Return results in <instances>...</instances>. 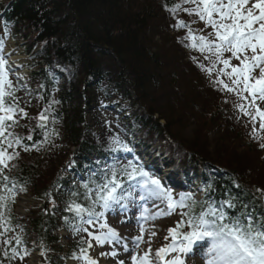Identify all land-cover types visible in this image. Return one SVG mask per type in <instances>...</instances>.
<instances>
[{
  "label": "trees",
  "instance_id": "trees-1",
  "mask_svg": "<svg viewBox=\"0 0 264 264\" xmlns=\"http://www.w3.org/2000/svg\"><path fill=\"white\" fill-rule=\"evenodd\" d=\"M177 3L175 0H12L7 6V14L15 22V33L28 44L31 42L30 51L38 60L39 65H34L31 80L37 83V88L42 87L39 91L48 108V121L53 117L54 122L60 124L51 123L42 128L38 123L31 128V139L18 136L27 150L16 151L20 156L9 162L8 169L4 170L8 180L4 182L0 177V194H4L3 184L7 183L14 193L15 188L26 191L33 187L34 198L52 200L51 210L44 213L41 207H37L24 220L15 216V202L11 203L10 223L6 225L11 230L0 237V261L3 264H14L13 260L5 259L3 252L11 253L16 236H20L22 242L26 240L21 229H27L51 252L52 244L56 243L54 232L59 221L76 217L67 210L69 204L75 201L85 207L90 205L91 201L84 199L85 189H73L71 193L59 191V188L55 189L56 192L52 190L56 163L65 160L60 156L53 157L58 148L54 144L61 141L57 136L62 133V143L68 152L75 148L76 156L85 157L94 151L86 136L89 133L86 116L91 108L95 109L101 95L107 94L111 88L120 94V98L131 99L134 92L140 100L147 101V90L153 92L156 89L164 70L160 53L153 51L156 46L149 36L150 25L162 17L173 22L178 12L173 16L165 5L171 7ZM42 65L52 66L51 70L59 68L69 75L60 84L56 77L51 79ZM156 115H159L157 119ZM215 117H205L211 127ZM182 119L166 122L159 111L150 108L146 113L134 116L129 130L138 134L145 143L166 144L170 152L175 151L178 162L192 170L193 166L208 161L207 157L201 156L200 143L195 142L199 139L187 142L191 147L178 142L175 135L178 133L174 129L176 124L183 127L185 119ZM14 146L18 148L19 145ZM8 152L11 153V148ZM170 155L176 159L172 152ZM64 156L67 157V152ZM48 170L52 174L50 172L43 185H38ZM234 178L226 175L218 178L210 184V195L215 194L225 200L235 198L237 207L231 209L233 213L230 215H238L244 205L247 206L246 211L254 216L264 215L260 195L249 189L241 178L236 177L240 183L236 186ZM60 186L66 185L62 182ZM196 210L198 212L199 208ZM5 238L12 239L13 243L3 245ZM81 247L71 246L72 250Z\"/></svg>",
  "mask_w": 264,
  "mask_h": 264
},
{
  "label": "snow or ice",
  "instance_id": "snow-or-ice-1",
  "mask_svg": "<svg viewBox=\"0 0 264 264\" xmlns=\"http://www.w3.org/2000/svg\"><path fill=\"white\" fill-rule=\"evenodd\" d=\"M183 5L190 7L184 8ZM165 6L173 16L178 11H184L189 16L198 17L205 25L204 29L199 30L201 32L211 29L206 35H197L185 21L177 20L176 24L177 28L188 29L184 39L190 43L185 46L199 51L203 59L208 61V66L199 63L198 67L210 77L215 74L214 86L234 94L241 101L236 104V108L243 116L248 117L252 125L253 139L258 140L259 147L264 150V136L258 135V131L264 132V0H181V3L171 7ZM193 59L195 62V58ZM233 60L238 63L233 64ZM7 65L8 61L0 55V177L4 182L8 180L4 170L8 169L9 162L18 156V153L9 154L8 149L20 144V138L14 136L9 129L18 124V116H27L19 106L16 90L9 79L12 69ZM46 112L47 109L39 117V126L42 128L45 127L43 122L48 119ZM28 139H31V136ZM112 150L132 151L119 138L113 139ZM125 180L129 183L127 189L124 187ZM90 182L95 184V188H89L87 183L83 185L86 190L84 199L91 201L90 205L85 207L73 201L67 208L81 220L87 216L88 219L84 220L87 225L103 221L99 223L95 233L87 227L75 228V231L86 232L91 238L81 242L87 243V248L81 247L80 256L74 257L82 258L85 264H99L88 254V250L93 247L92 240L100 247L121 241L117 231L105 221V214L114 205L133 200L134 193L131 188L134 185L141 189V201L158 200L166 208L151 217L145 208L141 217L145 222L150 218L170 215L180 209L181 220L175 228L168 230L171 243L155 252V264H185V257L193 251L194 246L205 241L210 242L205 254L206 264H264V215L254 216L246 211V205L242 206L238 215H230L226 208L237 207L233 197L219 202V206L212 200H198L194 193H183L176 199L159 178L150 175L143 166L132 162L120 168L105 170L99 183ZM211 187L212 185H207L206 191L211 190ZM3 189L4 194H0V229H3L0 237L11 230L6 225L10 223V205L15 202L13 189L9 188L7 183L3 184ZM257 191L264 196V189ZM97 205L102 211H96ZM124 207H127L126 203ZM144 232L145 228L141 226L140 235L133 239L132 249H129L126 243L123 244L124 252L130 253L131 264H154L151 248L142 255L137 251L144 242ZM14 241L17 247L11 248V254L5 250L3 255L9 261L16 258L23 261L28 253L19 247L22 244L20 236H16ZM2 243L10 246L13 240L5 238ZM170 254L175 255L166 259ZM101 255L116 258L119 253L112 250ZM0 264L3 262L0 261ZM118 264H126V261L119 260Z\"/></svg>",
  "mask_w": 264,
  "mask_h": 264
},
{
  "label": "rangeland",
  "instance_id": "rangeland-1",
  "mask_svg": "<svg viewBox=\"0 0 264 264\" xmlns=\"http://www.w3.org/2000/svg\"><path fill=\"white\" fill-rule=\"evenodd\" d=\"M149 1L153 2V0ZM175 1L181 3V0ZM183 7L187 8L190 7V5H183ZM177 20H183L186 24L190 25L195 21L192 24V29L197 35H206L207 32L211 31L210 28L206 29L204 32L199 31L204 29L205 26L200 24L199 21L196 22L199 20L198 17L194 16L191 18V16L187 15L184 11H178V15L173 22L172 20H167L165 17L153 21L150 25L149 36L151 37V42L156 46L153 47V51L160 53V58L163 61L164 70L161 78L162 80L159 81L153 92L147 90V101L142 99L143 101L145 100L143 102L138 98L137 94L133 92L131 96L133 102L122 103L121 107L123 108H119L118 110L120 112L122 111L124 116L126 109L124 107L131 104L136 106L141 112H147L150 108L155 112L159 111L164 116L166 122L174 123V121L179 120L180 118L185 119L183 127L180 124H176V128H173L174 132L178 133L175 135L180 144L183 143V146L191 147L187 142L199 139L195 142L200 143V150L202 152L201 156L204 155V157H207L214 163L234 169L240 174L239 176L242 177V180L250 188L254 189L257 193H260L257 189H264V150H261L259 147V141L256 139H253L252 146L249 147L246 145V141L243 139L245 132H247L245 130H249L248 135L253 138L252 125L249 122V127L248 120L236 121V119H238L235 115V110L237 109L236 104L240 103V101L234 94L228 93L227 91H221L214 86L213 82L216 79L215 74L210 77L198 67L199 63L208 66V61L203 59V56L199 51L192 50L185 46L190 43L189 40L184 39L187 35L188 29L186 28L184 30V28H177ZM146 41L148 42V37ZM227 55L230 54H226V56ZM193 58H195V62ZM237 63L238 61L233 60V64ZM100 102L105 105L107 102L108 108L115 107L112 102L108 103L105 99L102 100L99 98L97 103ZM40 105L41 104L38 102L35 107L28 108L26 112L27 118H25L26 120L21 121L19 126L27 125L28 121L34 123L29 127L32 128L36 126L35 116L38 112L36 108ZM104 107L105 106H99L97 109L91 108L89 115H87V122L90 127V133L87 135V138L98 145L105 141V137L107 138L110 135H114L110 138L111 141L118 136H125V134L118 135L115 133V129L117 130V128H114L112 117L108 115L109 112L107 109H103ZM42 108L43 107L39 108V111ZM162 108H164L163 111L161 110ZM139 110L134 109L132 112L137 114L139 113ZM213 115L216 117L212 124L213 126L211 127L208 125L205 117L210 119ZM157 116L159 115H156L155 118H157ZM183 119L181 121H183ZM181 121L178 123H181ZM205 122H207V124L203 126L202 124H205ZM31 128L25 131L24 134L26 136L32 135ZM110 129H112V131ZM257 129H259L258 124ZM258 135L264 136V132L258 131ZM60 147L62 148V146ZM69 151L71 152V155L66 148L58 149L57 154H54L53 156L54 158L58 156L65 158L67 163L63 164L61 169L69 164L68 158L64 156L66 152L67 156L70 155L73 157V154L76 153L77 149H70ZM50 172V170L46 172L43 180L41 179L38 185L41 186L44 184L49 175L52 174V172L51 174ZM159 178L161 179V177ZM33 194V191H31L25 196V198H23L20 207L22 210L24 208H31V211L34 210L33 207L35 202L32 200ZM158 206V208L148 211L150 217L155 216L158 212L166 210L163 203L158 204ZM158 209L161 210L158 211ZM21 215H23V213H21ZM122 219L123 217L118 220L111 219L110 223L116 225V228L114 226L111 227L117 231L122 239H125L124 237L130 236V233L132 232L126 231V229H129L126 225L124 227H121V225L119 226L118 222H121L120 220ZM178 220L179 216L174 214V212L171 215H162L156 219H148L144 226V242L140 244L138 253L142 255L145 251L151 248L154 259L155 252L159 248L171 243L168 230L174 228V225ZM153 232L155 235H152ZM64 240L65 239H63V241ZM105 247H110V251L118 250L116 248V243L111 245L106 244ZM99 248L102 247L99 246ZM96 253V249H92L90 255L93 258H96ZM38 256L39 257H37V254L32 255V260L27 264H42V254L39 253ZM119 256L122 257L123 254H120ZM116 258L119 259L118 257ZM75 261L74 264H85L82 258L76 259ZM110 262H115V260L111 259ZM203 262L195 263L190 253L185 264H206ZM128 264H131V260Z\"/></svg>",
  "mask_w": 264,
  "mask_h": 264
}]
</instances>
